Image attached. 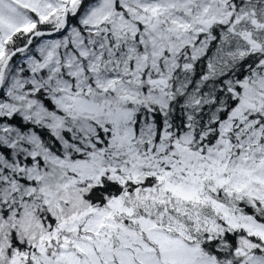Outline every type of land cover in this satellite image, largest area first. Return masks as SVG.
<instances>
[{
    "label": "snow or ice",
    "instance_id": "obj_1",
    "mask_svg": "<svg viewBox=\"0 0 264 264\" xmlns=\"http://www.w3.org/2000/svg\"><path fill=\"white\" fill-rule=\"evenodd\" d=\"M0 264H264V0H0Z\"/></svg>",
    "mask_w": 264,
    "mask_h": 264
}]
</instances>
